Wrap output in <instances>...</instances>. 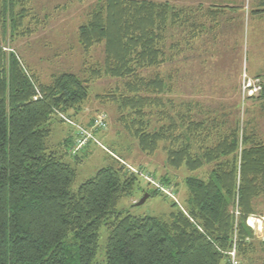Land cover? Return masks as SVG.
I'll return each mask as SVG.
<instances>
[{
	"label": "trees",
	"instance_id": "1",
	"mask_svg": "<svg viewBox=\"0 0 264 264\" xmlns=\"http://www.w3.org/2000/svg\"><path fill=\"white\" fill-rule=\"evenodd\" d=\"M102 2L79 27L86 53L104 44V62L89 67L87 79L63 72L45 84L15 51L0 44V264H227L233 246L242 261L253 264L264 245L247 223L250 216L263 215L256 202L264 198L258 120L264 116V70L256 76L260 90L248 97L246 120L230 121L218 113L199 118L194 112L199 105L193 103L173 114L166 107L169 83L144 70L166 62L171 28H189L188 38L199 39L208 33L205 18L212 20V31L228 19L224 8L197 9L201 14L191 15L167 0ZM29 3L0 0L4 35L8 29L12 36L31 32L25 27L32 15ZM254 4L261 8L253 12H264V0ZM170 48L180 51V42ZM103 76L125 81L124 90L96 97L118 106V120L142 152L154 155L164 143L166 165L192 173L185 178L186 207L172 210L168 218L118 209L139 182L121 160L73 190L76 168L49 147L52 122L63 119L60 114L72 117L71 110L82 111L91 98V78ZM154 108L163 123L150 130ZM205 166L211 167L207 176L193 175ZM161 181L171 184L167 175ZM103 228L108 232L106 261L95 263Z\"/></svg>",
	"mask_w": 264,
	"mask_h": 264
},
{
	"label": "rangeland",
	"instance_id": "2",
	"mask_svg": "<svg viewBox=\"0 0 264 264\" xmlns=\"http://www.w3.org/2000/svg\"><path fill=\"white\" fill-rule=\"evenodd\" d=\"M102 1L30 0L32 15L26 19L25 27L31 29V32L24 36H12L8 29L4 35L0 23V44L7 52L15 51L28 70L45 84L50 83L54 75L63 72H73L87 79L90 77L88 68L104 62V44H97L86 53L79 42V27L88 21L91 12L98 9ZM167 1L178 9H186L191 15H200L207 8L223 7L228 19L223 18L222 23L212 31L213 28H209L212 20L205 18L208 33L194 40L188 38L191 35L188 33L189 28H171L167 39L166 62L158 68L144 70L143 74L150 77L159 73L165 77L170 87L165 95L166 107L173 114L184 111L185 104L193 103L199 105L198 108L194 106L195 115L199 118L214 117L218 113L230 121L237 118L246 120L245 111L252 103L248 97L255 92L250 91L249 85L256 80V73L264 70V12H253L261 7H255L256 0ZM178 42L181 45L180 51L170 48L171 43ZM124 84L122 79L107 76L91 78V98L84 109L78 114L71 110L72 117L65 115L70 121L62 117L64 114H60L63 119L59 117L52 122L48 144L51 150L76 168L77 178L73 190L93 177L100 168L118 165V159L124 161L126 166L142 171L143 175L137 173L139 182L133 196L124 197L118 209L135 216L168 218L172 210L186 207L188 187L185 178L192 173L185 167L177 170L166 165L164 143H161L154 155L142 152L137 139L118 120V106L96 97L97 94L111 90H124ZM158 113L154 108L148 116L150 130L158 129L163 123ZM100 117L104 118V124L95 127L97 121L94 120ZM258 120L260 137L264 140V116L258 117ZM82 128L91 131L92 140H79L78 131ZM128 169L131 170L129 166ZM210 169V166H205L193 175L205 177ZM144 174L158 181L165 175L170 177L169 186L175 197L160 191L154 193L155 185ZM147 193L150 195L147 200L137 204ZM256 209L263 212V215H252L247 223L261 243L264 241L263 197L257 200ZM107 237L108 232L103 228L95 263L106 261ZM260 246L254 254L253 264L264 263V245ZM230 260L227 264H231ZM237 260L239 264H248L242 261L238 253Z\"/></svg>",
	"mask_w": 264,
	"mask_h": 264
},
{
	"label": "built area",
	"instance_id": "3",
	"mask_svg": "<svg viewBox=\"0 0 264 264\" xmlns=\"http://www.w3.org/2000/svg\"><path fill=\"white\" fill-rule=\"evenodd\" d=\"M258 82L259 81L256 79L253 83H251L249 85V87L251 88L250 91L253 90V92L255 91L254 93H256V92H258L260 90L261 86L259 85ZM36 98H37V96H36ZM62 117L67 119V117L65 115H62ZM103 119H104L103 117H100V119H96L95 121H97V122L95 123L96 125L94 124L95 127H102V124H104V122H103L104 120ZM67 120L70 121L69 119H67ZM78 133L80 134L79 135V137H80L79 140H81V139L82 140H92V138H93V135H92L91 131H89V129L82 128V130L78 131ZM123 163L125 164L124 161H123ZM128 166L135 173L143 175L142 171H139L138 169H136V168H134V167H132L130 165H128ZM144 176H145V174H144ZM145 177H147L148 179L150 178L148 176H145ZM154 179L150 178L149 180L152 181V183L155 185V189H157L158 191H160V192H162V193H164V194H166L168 196L175 197V195H173L174 193H173L171 187L163 184L161 181H158L156 179H155L156 180L155 181ZM229 255H230V259H231V260L229 259L231 264H239V261L237 260V249H236V246H233L232 250L229 251Z\"/></svg>",
	"mask_w": 264,
	"mask_h": 264
},
{
	"label": "water",
	"instance_id": "4",
	"mask_svg": "<svg viewBox=\"0 0 264 264\" xmlns=\"http://www.w3.org/2000/svg\"><path fill=\"white\" fill-rule=\"evenodd\" d=\"M150 195L147 193L137 204L144 203Z\"/></svg>",
	"mask_w": 264,
	"mask_h": 264
},
{
	"label": "crops",
	"instance_id": "5",
	"mask_svg": "<svg viewBox=\"0 0 264 264\" xmlns=\"http://www.w3.org/2000/svg\"><path fill=\"white\" fill-rule=\"evenodd\" d=\"M184 53V52H183ZM186 58V57H185ZM260 73V71H258L257 73H256V76L258 75Z\"/></svg>",
	"mask_w": 264,
	"mask_h": 264
},
{
	"label": "bare ground",
	"instance_id": "6",
	"mask_svg": "<svg viewBox=\"0 0 264 264\" xmlns=\"http://www.w3.org/2000/svg\"><path fill=\"white\" fill-rule=\"evenodd\" d=\"M253 221V220H252ZM252 221H251V223H252Z\"/></svg>",
	"mask_w": 264,
	"mask_h": 264
}]
</instances>
